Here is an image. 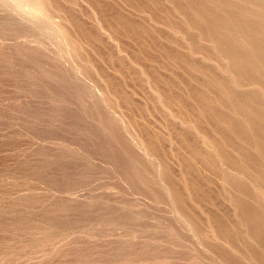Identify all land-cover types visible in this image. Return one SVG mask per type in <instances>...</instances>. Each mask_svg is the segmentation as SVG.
<instances>
[{"label":"rangeland","instance_id":"374dc122","mask_svg":"<svg viewBox=\"0 0 264 264\" xmlns=\"http://www.w3.org/2000/svg\"><path fill=\"white\" fill-rule=\"evenodd\" d=\"M44 1H46L45 3H47L48 8L50 6L55 8V6L57 4H58L57 6L61 5L60 8H62V7L64 9L67 7H68V9L70 8L69 13L72 12L71 14L66 13L65 11H63V13H62L60 10L57 9V6H56V9H54L52 7H50L49 9H52L51 11L54 14H56V12L62 13V15H61V13H59V15L57 14L58 15L57 17L61 18L59 16H62V20H59V21H61L64 24V25L63 24L62 25H63V27L65 26L66 33L69 34V37L71 36L72 38L71 37L70 38L72 40H74V42L76 43L77 49H78V51L76 49V52L78 53L79 58L82 57L84 60L85 59L84 57H86V59H87L86 61H88V65H86V67H85L86 68L85 73H86L87 78L89 79V77L91 76L90 80L93 81V83L96 82L94 85L97 86V89L99 88L102 91L104 90L103 92L105 94L107 93L106 94L107 97L110 98V100L108 99L109 100L108 102H110L109 104L110 105L112 104L111 106L114 108L115 111L117 109V111H116V112H118L117 114L120 116V118L121 117L123 118V119L122 118L121 119L123 120V122L127 126H129V130L132 132V134L135 135L138 139L140 138L142 140V142L145 143L144 146L147 145V147L150 149V151L152 153L154 151L156 154L155 156L159 155L157 159L155 156H154V158L157 161L159 160L158 163L161 161V163L164 164V168H163V164H161L162 169H163L162 173H164V171H165L164 169H166V171H167V172L165 171L164 177L166 178V175L167 176L169 175V177H168L169 180L167 182H169V183L171 182L170 184H172L176 188L174 190L177 191L179 189V192H181L184 195L185 200L184 199L183 200L185 201V204L188 207H190L189 209L190 210L192 209L190 212H192L193 214L192 213L191 214L192 215L196 214L193 217L195 219H197L198 221L201 220L202 224L204 223L205 226H208L210 216H212V215H214L216 217L219 216L220 217L219 219H221V221L223 220L228 224V225H226L227 227L228 226H231V227L237 226L236 228H238V226H239L240 229L243 228V230H244L245 227H243V225H244L243 223H241L239 220H238L239 225L238 224L236 225V223H235L238 219L237 216L235 215L236 211L232 208V204L227 199H224L225 197H223V196H224V193H226V192L222 189L223 187L220 186V183L217 185V183L220 181H218L219 178H216V175L212 174L213 173L212 172L213 167L211 168V167L206 166V165L204 166V164L202 165L203 162L201 161L202 160L201 157L198 155L199 157L195 158L196 155L195 156L193 155L194 153L191 150H189L190 148L189 149L187 148L188 150L186 148H185L186 150L182 149L183 147L180 148V145H181L180 139L181 138H178L179 136L177 134H175L173 132V130H171V128L173 126L172 125L173 122H174V124L176 122H178L180 124V116H178V117L170 116L168 113H166V111H163L164 105H165L164 102H162V101L160 102V97L162 95H163L162 96L163 99H165V96H164V93L162 90H166L168 86H166V84H164V86L161 85L165 89H161V86H159V87L156 86L157 87L156 89L159 88L158 91L160 90L158 92L156 89H153L154 87H153V85H150L151 84L150 82H149L150 84L147 83L149 81L148 77H150V76L149 75L147 76L146 71L144 69H145V66H147V65L148 66L154 65V62H155V61L153 62L154 58L152 59V63L150 62L151 58H152L151 54H156L157 56L153 55L154 57H157V59L155 58L154 60H160L161 62H164L163 63L164 66L165 65L167 66V67H165V69H166L165 70L164 67L163 68L161 67L163 65H160V64H162L160 61L157 62L158 64L155 62L156 66H157L156 70H157V68L161 69V71L163 72L162 74L169 77L170 79H174L175 81L172 80L173 82H177V84H175V85H177V88L179 87V89L176 90V88H173V90H175L176 92L180 90V92H178V93H182L180 96L184 97L181 99L185 100L184 101L185 105L191 111L194 109L192 112L190 111L189 113L191 115H193V113H196L198 108L200 109L199 104H197V101L194 98H192L191 94H189L190 93L189 90L192 88L191 86L197 87V85L199 83L203 84V82H201L202 81L201 79H203L201 77V74L197 72L195 75V72L189 73V71L186 70L187 68L186 69H183L184 67L179 68L177 63H175V64L171 63L170 58H169L170 62H167L169 60H168V57L164 54V52L163 53L160 52L161 55L163 56L162 57L160 55V53L158 52L159 49L157 50V48H155L153 43H151V41H150V38H151L150 36H153L154 34L159 32V33H157V35H155V36H157V38L154 36L155 37L154 39H157L160 42L163 38L162 44L167 43V40L164 38V36L159 37V35H162L164 33L163 31H165L166 33L168 31L167 35H169V33L172 32L171 34L174 35V36L171 35L172 37H176V38L179 37V35H180L179 33L177 34V32L174 33L175 32L174 30L171 29L172 31H170L169 28L167 29V27H169V25H168V23H166L165 19L168 20V22H169V20L172 21L174 19V21L180 23L181 26L183 24H184L183 26H186V19H184V17L181 16V14H179L174 9L175 7L173 6V4L170 3L169 0L168 1L167 0H157L158 1L157 3H159V4L156 3L155 5L160 6V11H161V9L166 8L165 10L164 9L163 10L165 12H166V10H167V12H169V13L166 12L167 14L165 12H163V14L164 13L166 14V15L165 14L163 15L161 13L163 10L160 12L159 10H157V9H159L158 8L159 6L158 7L155 6L157 9L156 8H154V9H155V11L157 10V14L159 12V14H162L164 17V20H162V22H161L160 20L163 19V17L160 19L159 16L161 17L162 15H159L157 17L156 12L154 13V10H153L154 14H152V12L150 13V11L153 9L151 7L152 5L150 6V9H149L148 8L149 2H148V4H147V1L142 2L144 0H141V1L136 0L137 2L135 0L134 1L131 0L132 3L136 2L135 3L136 5L140 4V6H141L143 4V7H144L145 3L148 5V7H146V5H145L146 9H144V10H146V11H144L141 8L142 10L141 9L140 10L142 12L140 11V13L138 12L139 9L137 11H135V9L129 7V3L127 4V2L128 1L130 2V0H127V1L124 0V2H123V0L122 1L121 0H91L92 2L90 0H44ZM180 1L186 3V1H184V0H179V2ZM52 2H56V4L53 5ZM93 2H96V4H94ZM112 2H113V4H112ZM99 3H100V5H97ZM105 4H109L111 6V8L109 7V5H105ZM119 4H120L119 7L122 9H118ZM161 4H162V6H161ZM112 5H115L117 7V9L115 8V6H113V9H115V10H113ZM125 5H126V7L128 5V7L126 8ZM100 6H102V8ZM104 6H108L109 10L107 9V7H104ZM121 6H124V7H121ZM153 7H154V5H153ZM79 8H80V11H79ZM111 9L113 10V12H111L112 11ZM1 10H0V17H1L0 20H3L4 17H5L4 18L5 20L7 19L9 21L18 20V19H16L17 18L16 14L9 12V11H8L9 13H7L5 9H3L2 11ZM56 10H58V11H56ZM119 10L122 12L121 14H120ZM116 11H118V12L115 13V15L119 13L121 16L124 15V17H125V15L127 14L125 18H127L129 20L131 19L133 22L135 20L136 23L138 21H140V25L144 24L146 22L145 25H147L149 27L150 33L153 32V34L150 35L148 27L141 25L144 27L145 30H148L147 32L149 34V35H147V34L145 35V37L146 36L149 37L148 39L146 37L147 41L144 40V42L145 41L146 42L145 43L142 42L144 44L145 48H146V46L148 47V48H146V50L140 48L141 44L137 43V41L138 42L143 41L141 39H145V37L141 36V37H139V39L135 38L136 36L138 37V35L135 36L134 34H132L130 32V30L126 29V27L124 28V26H122L121 23H117L115 16L114 17L111 16ZM132 11H135L134 12L135 14ZM172 11L175 13L174 15L171 14ZM144 12H146L148 14V17H147V15L143 14ZM10 13H12V14H10ZM65 13H66V15H65ZM136 13H137V15H136ZM141 13L144 16L139 15ZM149 13L152 14L153 17H151V15ZM2 14H3V16L4 15H6V16L2 17ZM169 14H171L172 16ZM168 15H169V17H168ZM74 16H75L76 20H74L75 19ZM127 16H129V17H127ZM154 16H156L155 17L156 21L159 19V21L162 24L165 21L164 24L161 25V23L159 22L158 23L159 25H158L157 23H155L156 21L151 23L150 21L155 20ZM165 16H167V18H165ZM170 16L173 19H171ZM13 17H16V18H13ZM64 17L68 18V19H65ZM146 17H147V19L149 18L150 21H148L146 19ZM179 17H180V19H179ZM80 19H81V21H80ZM102 19H103V22H102ZM142 19L143 20L145 19L148 22L144 20L145 22L143 23ZM67 20H69V21H67ZM71 20L72 21L74 20L73 22H75V23H73ZM93 20H94V22H93ZM112 20H113V22H112ZM136 20H138V21H136ZM181 20H183V21L185 20L184 21L185 23ZM79 22L82 25L81 28H79V24H78ZM103 23H105V24H103ZM153 23H155V24H153ZM119 24H121V25H119ZM138 24H139V22H138ZM149 24L152 25L151 26L152 28L150 27ZM165 24H166V26H165ZM28 26H29V24H26V23H24V25H23V27H26V28ZM85 26L87 27V29L85 28ZM154 26H155V28L156 27L161 28V30L160 29L158 30L156 28V30H158V31L154 32L155 31ZM109 29H111V30L109 31ZM118 29H119V32L117 31ZM151 29L154 31H152ZM89 30H90L91 34H94V35H90ZM120 31H121L122 35H121ZM161 32H163V33H161ZM114 33H116V34L114 35ZM166 33H164V35ZM86 34H88V35H86ZM127 34L128 35L132 34V35L128 36ZM89 36H92V37L96 36V37L91 39ZM34 37L32 35H29L26 31H24V36L22 34V36H20L16 40H13V39L11 40L8 38H1L0 39V264H10V263L11 264L12 263L13 264H33V263L34 264H38V263H40V264H44V263L45 264H103L106 262H107L106 264H186V263L187 264H209V263L212 264L214 262L213 257H211L213 260L210 257H208V255L211 256L212 254H210V253L206 254L205 253V255H207V258L210 259L209 261L205 260L207 258L203 259L204 257H206V256H204V253H203L204 252L203 249L205 250V248H203L202 245H199V244H197V246H195L194 245L195 243H193V241H191L192 238L190 237L188 232H187V234H185V231L184 232L180 231L181 235L185 234L181 238L182 240L185 239V240H183V241H185L184 244H182L183 243L182 240H181L182 242L179 241V243H181V244H179L178 242L172 241L173 239L172 240L169 239L168 236H170V234L169 233H168V235L164 234V233H167V231H164V230H166L164 228H166V226H167L165 224L168 223V221L170 220V219H166L164 216V213H163L167 210V208L165 206H162V205H159V206L155 205L157 207L156 208L152 204V201L150 200V198H148V196H146V195L144 196L142 194V192L140 193V191H137V189L135 187H133L131 183H128V181L127 182L124 181V176L122 175V174H124L123 169L120 166L110 164L113 161H114L113 163H115L116 159H114V158L112 159V157H115V156H113L109 152H111V150L127 151L126 148L124 146L122 148V146L120 145V142L117 140L115 141V139L112 138L111 135L108 134V132L103 131L104 132L103 133L102 130L97 129V126H98V122H96L97 119H94V120L90 119V121H89L88 120L89 118H88V119H86L87 120L86 121L83 119V117H80L79 115H81L80 114L81 109L79 106H77L73 102L72 99H70L68 97H64L61 94H57V93L53 92L52 90H50L49 88H47L44 85V83H45L44 81L48 80V76L44 72L40 73L41 75H38V77H37L35 71H33V70L40 69L39 66L42 64L43 65L45 64L44 62H46V59H47L46 56L50 52L44 43L45 40L43 41V37H41V38L39 36H37V37L34 36ZM86 37H87V39H86ZM88 37H89V40L91 42L93 41V43H89L90 41H88ZM142 37H144V38H142ZM100 39H101V41H100ZM116 39H117V42H116ZM7 40H9V41H7ZM94 41H95V43H94ZM12 42H14V45L12 44ZM18 42H20V43L22 42V43L20 44ZM148 43H150V45ZM137 44H139V45H137ZM151 44H152V47H149V46H151ZM21 45H23V46H21ZM94 45H96L97 47ZM166 45H167V47H170V48H173L175 46L174 44H171V46H170L169 42ZM125 46L129 50L125 49ZM78 47H80V48H78ZM141 47H143V46H141ZM119 48L123 49V52H121V49L119 51ZM150 48H153V50L152 49L150 50ZM154 48L156 50H154ZM174 48H176V46ZM124 49H125V51H124ZM19 50H21L22 53H17V52H19ZM115 50H118V52ZM126 50H127V52H126ZM139 50H141V52ZM149 50L151 52H149ZM110 51L113 55L110 53ZM25 52L27 53V55L25 54ZM152 52H154V53H152ZM114 53H115V55H114ZM119 53H120V55H118ZM133 53H136V54L139 53L137 55L135 54L134 60H133V57H134ZM146 53H148L151 58L146 60V58H148ZM107 54H109V55H107ZM110 54L114 57L113 59H110V57H109V56H111ZM14 55H15V59L13 58ZM21 55H25V56L30 55L31 58H33V59H28L27 57L21 56ZM117 55L120 56L121 59H119V57H118V59L115 58ZM112 56H111V58H112ZM136 56H138V57H136ZM139 56H141V58H139ZM158 56H160V57H158ZM165 56H166L167 60H166ZM144 57H146V58H144ZM37 58H39V59H37ZM89 58H90V60H89ZM136 58H139V60ZM160 58H162V59H160ZM140 59H142V60H140ZM110 60H113V61H110ZM148 60H150V61H148ZM136 61H138L139 63H136ZM120 62L121 63L124 62L126 65L123 63L121 65ZM148 62L151 63V65ZM119 63L121 66L119 65ZM115 64H116V66H115ZM136 64H137L138 68L135 67ZM158 65H159V67H158ZM207 65H209V63ZM215 65H217V64H215ZM143 66H144V68H143ZM177 66L179 69H177ZM139 67H141V68H139ZM153 67H155V66H153ZM167 68H169V70L171 72L169 70H167ZM87 69L90 71V73ZM126 69L127 70L129 69L128 70L129 72ZM136 69H138V70L143 69L145 73H142L143 72L142 70H140L141 71V73H140V71H137ZM173 69H175V73H174ZM182 69L184 70V72ZM117 70H118V73L116 72ZM185 70L188 72H186ZM222 70L218 69V71H219L218 74L221 76L225 75L227 73V72L225 73L224 70L223 71ZM130 71L132 73L134 72V74L132 75V73ZM135 71H137V73ZM119 72H121V73H119ZM127 72L129 73V75ZM138 73L140 75V79H143V77H145L144 80L139 79V81H137V79L139 78ZM187 73H189L190 75ZM173 74H174V76H173ZM175 74H176V76H175ZM178 74H179V76L181 75L180 78L177 77ZM193 74H194V77H193ZM113 75H114V77H113ZM226 75L228 76V73ZM25 76L29 79H27ZM110 76L112 77L111 79H113L112 81L109 78ZM122 76H124V77L122 78ZM127 76H130V77L127 78ZM41 77H42V79L40 80ZM134 77H136L135 78L136 81L134 79H132ZM175 77H177V78H175ZM125 78H127L126 80H128V81H123ZM114 79H116V80H114ZM129 79H130V81L132 80L133 82H129ZM195 79L198 81H196ZM94 80H95V82H94ZM142 81H143V85H141V87H140L139 85ZM35 82L38 84H36ZM105 82H107V83H105ZM121 82H123V83H121ZM127 82L129 83V85L127 84ZM134 82H135V85H134ZM28 83H29V85H28ZM100 83H101V85H100ZM131 83L133 84V87L137 86V88L132 89V90L135 89L136 90V91L134 90L135 92L130 89V88H132ZM178 83H179V85L183 84V86H179ZM144 84L145 85L147 84L148 86L146 85L147 87L145 88ZM202 84H201V86H198L199 89H202V90L206 89L207 87L203 88L205 86ZM18 85H21L19 87L20 89L18 88ZM117 85H120V86L117 87ZM149 85L152 87V89H150ZM39 86H42V87H39ZM142 86H144L143 87L144 90H143ZM189 86L191 87L190 89H189ZM25 87L27 90H25ZM115 87H117V88H115ZM120 87L122 88V91L128 92L127 95H129V98L131 97L132 93L136 94V97L134 94H133L134 96L131 97V99L133 97H134V100L136 99L135 101L133 100L136 107H134V105H133L134 103L132 102L131 99H129L130 101H124L123 96H121L122 95L121 90H120V92H118L119 91L118 88H120ZM139 87H140V89H139L140 91L138 90ZM184 87H186V88H184ZM180 88H182V89H180ZM33 90L36 93H34ZM130 90L132 93L130 92V94H129ZM137 90L139 91V93L137 92ZM111 91H113V92H111ZM144 91H146L147 94L149 93V96H147V94H143V93H145ZM150 91H152L153 94L152 93L150 94ZM166 91H168V89ZM166 91H164V92H166ZM175 91L173 92V94L175 93V95L172 94L173 95L172 96L170 94L171 98L172 97L174 98V96H176ZM136 92L138 93V95ZM205 92H206L205 94H207L206 96L209 97V99L211 98L213 101L217 102L218 97L214 93L215 91L213 92L215 95L212 94L211 89H208ZM154 93H156V94H154ZM159 93H162V95H160ZM178 93H177V95H178ZM33 94H35V95H33ZM140 94L142 96H140ZM208 94L210 96H208ZM143 95L144 96L146 95L145 98H143L144 97ZM158 95H160V96H158ZM156 97L158 98L157 102H155V100H157ZM147 98H149V100ZM213 98L214 99L216 98V99L214 100ZM150 99H151V101H150ZM152 99H154V100H152ZM166 100H167V98H166ZM152 101H154L155 104L151 103ZM122 102L124 104H122ZM131 102H132V104H131ZM136 102H137V104H136ZM160 103H161V105L163 104V106H161ZM158 104L160 106H158ZM153 105H154V107H153ZM215 105L217 106L218 104L216 103ZM115 106H117V107H115ZM175 106L178 109L180 107L179 105H175ZM194 106H197V108L196 109L193 108ZM137 107L141 108L142 110L138 109ZM144 108H146V110ZM151 108H152V110H151ZM153 108H157V109H155V111L157 113H160L158 115L159 116L161 115V117L157 116V113L155 116V114H154L155 112H153ZM158 108L159 109L162 108L161 112L158 111ZM218 108H219V105H218ZM218 108H217L218 111H220L219 109L223 108V111L221 110L222 113L223 112L225 113L227 111V108L224 109V107H222V106H220L219 109ZM199 109H198V111H199ZM78 111L80 113H78ZM119 111L121 114L119 113ZM142 111L143 112L146 111V113H143ZM221 111H220V113H221ZM150 112H151V115H150ZM228 112H229V110H228ZM228 112H226V113H228ZM152 113L154 114L155 119L153 118ZM189 113L187 114V116L191 117V115H189ZM164 114H165V117L169 119L168 120L169 125L172 123L170 125L171 127H168L170 129H168L166 127L168 125L167 124L168 121L163 116ZM167 114L169 115L170 118L166 116ZM185 114L186 113H184V115ZM142 115H144V116H142ZM145 115L147 116L148 120L144 119ZM178 115H180V114H178ZM48 116H49V118H48ZM150 116H151V118H150ZM163 117L165 118V121H163V119H164ZM174 117L177 119H174ZM192 117H194V116H192ZM203 117H204V114H201V116L199 118H203ZM206 117H204L203 119L205 120ZM160 118L161 119L163 118V119L161 120ZM170 119L173 122H170ZM173 119L176 121H174ZM190 119L192 120L193 118H190ZM157 120L158 121L161 120L160 122L164 123V125L157 122ZM191 120H187L188 123H190L189 125H183V124H182V126L180 125L182 127V129L183 128L186 129V131L188 133L191 134L193 131L194 134H196L198 131L197 129H202V126H203V129H206L208 133L210 131L213 132L212 131L213 126L210 125L211 123L208 119H206L208 121H206V120L204 121L202 119H199L200 121L201 120L202 121L201 122L197 121V122H199V123L196 122L197 124H195L194 120H193V122ZM165 122H166V124H165ZM191 122H192V124H191ZM142 123L146 124L145 127L147 125H149L148 127L150 129L149 128H147V129H149L150 133L152 134V136H154V138H157V140L154 141V143H157L156 144L157 149L155 148V150H153V151L151 150L152 148H150L152 146V144L149 145V144H147L148 142H146L147 137L144 136L145 135L144 130L146 128H143L144 124H142ZM160 124H161V126H160ZM177 124H175L174 126L179 127V124L178 125ZM194 124L197 125L198 127H195ZM157 125H159L160 127H162V126L163 127L160 128ZM193 125H194V127H193ZM141 126H142V128H141ZM185 126H187V127L189 126L188 127L189 130H187L188 128ZM191 126H192V128H191ZM84 127H87V128L84 129ZM164 127H166L167 129H165ZM94 128H96L98 131ZM98 128H99V126H98ZM89 129H90V131H88ZM136 129H138V130H136ZM147 129L145 131H148ZM176 129L177 128L174 129L175 132H176ZM179 129H181V128H179ZM92 130H93V132H92ZM142 130H143V132H142ZM206 130H204V131H206ZM99 131H101V132H99ZM170 131L173 133V135ZM97 132H99V133H97ZM105 132L107 135L105 134ZM214 132H213L214 134L211 133V134H213L212 135L213 138H216L217 140L220 139V141H221V138H222L221 134L219 132H216L215 130H214ZM91 133H93V134H91ZM169 133H171V134L169 135ZM174 134L177 135L178 137L175 136ZM217 134H219V136H217ZM98 135L100 136V138ZM215 135H216V137H215ZM105 136H107L109 139L106 137L107 139L105 140V138H104ZM99 139H102V141L105 144L103 142L101 143V141ZM177 139H179V141ZM172 140L174 142H172ZM105 141H109V142H105ZM99 144H102V145H99ZM109 144H110V146H109ZM174 145H175V147H174ZM200 146H201V147H199L200 150L205 148V146L202 144H200ZM101 149L102 150L108 149L107 151H108L109 155H102ZM158 149H159V151H158ZM140 150L142 151V149H140ZM203 150H205V149H203ZM94 151H96V152H94ZM133 151L137 152V148H133ZM141 151L138 150V153ZM189 151H191V153ZM188 152H189V154H188ZM61 154H64V155L61 156ZM94 154H96V156ZM190 154H192V155H190ZM187 155L189 156V159L191 158L190 156H193V158L190 159L192 161L194 159L195 160L200 159L199 162L196 161L197 163L194 162L195 160L193 161V163H191V164H196L195 166H197V167H195L196 169L194 168L191 170L193 172H188V170H186L187 168H186L185 164L182 161L183 158H185V160H186V158H188V157H186ZM161 156H164V157L162 158ZM110 157H111V159H110ZM106 158H107V160H106ZM102 159H105L106 162H105V160H102ZM175 160H177V161L175 162ZM107 161H109L110 163L109 162L107 163ZM200 162H201V164H199V165H201V167H199V165H198V163H200ZM37 165L39 166V168ZM40 165H43V166H40ZM30 167H32V168H30ZM193 167H194V165H193ZM205 168L207 170L210 169L211 172H207V170ZM29 169H31V170H29ZM204 169L206 172L204 171ZM5 171H7V172H5ZM40 171H41V173H40ZM168 171H170V172H168ZM184 171H185V173H184ZM70 172H71V174H70ZM35 173H36V175H35ZM208 173L215 176V179H213L214 178L213 176H210V174L208 175V176H210V178H212V180L210 179V181L214 182V183H211L210 181H208L210 183L207 182V180H209L208 179L209 177L207 176ZM29 174L31 176H29ZM58 174H59V176H58ZM32 175H33V177H32ZM41 175H43V177ZM44 176H46L45 179H44ZM69 176H70V179L68 178ZM206 176H207V178H206ZM51 177H53V178H51ZM79 177H80V179H79ZM48 178H50V179H48ZM43 179L45 182L43 181ZM54 179H56V181L57 180L58 181L56 182ZM77 179L79 180V183H81L80 185L77 182L78 181ZM87 179L89 181H87ZM204 179H205V181H204ZM179 180L182 182H180ZM214 180L218 181V182H215ZM81 181H83V182H81ZM84 181H85V183H84ZM192 182H194L193 184H197V185L199 183H200V185L204 184L203 190H204V186L207 187V189H209V188H210V190L212 189V192L210 190H208V191H210L211 194L208 191H206L207 189H205L204 191L208 192V194L206 193L207 195L213 194L212 195L213 197L210 196L209 198L213 199L214 204L206 203V204H208V205H206V207H207L206 208V207H203L204 205L202 206V204H205V202H203L201 204V206H202L201 208H203V209L199 208L200 205L194 206L193 201H195V200L199 201V199H201L200 198L201 195L197 196L196 195L197 192L195 193L194 190L193 191L191 190V188H193L192 186H190L192 184ZM69 183H70V185H69ZM214 184H215V186H214ZM129 185L132 187L129 188ZM210 185H212V186H210ZM71 186H73V187H71ZM218 186H220V188ZM69 187H71V188H69ZM133 188H135V189H133ZM21 189H22V191H21ZM129 189H131L133 191H131ZM181 189H183V190H181ZM218 189H219V191L217 192ZM135 190L137 193L135 192ZM221 190H222V194L220 197L219 195H220ZM226 190H228V189H226ZM191 192H194L195 194L191 193ZM139 193L141 196L139 195ZM177 193H178V191H177ZM181 193H180V195H182ZM39 195L41 196L40 198H39ZM183 195L181 197H183ZM196 196H197V198H196ZM59 197H63V198H59ZM65 197L69 198V199H66ZM214 197H216V198H214ZM19 198H20V200H18ZM194 198H195V200H194ZM186 199H187V201H186ZM214 199H217L218 203ZM72 200H74V201H72ZM100 200L103 204L110 205V206L113 205L114 214L124 213V210L128 209L129 205L132 206L134 209L136 208L135 210H137V211L139 210V208H141L140 210H142V208H146V207H147V209L151 208V210H153L155 213L152 211L154 214L152 213L150 215V217H147L148 219L144 218V217H139V218L137 217V218L132 219L133 220L132 223L117 224L115 221H113V222L111 220L106 221L105 220L106 218L94 216L95 214L93 213L92 207H95V205H97V204L99 205ZM18 201H19V204H17ZM26 201H27V203H26ZM211 201L212 200H210V203H211ZM42 203L44 206L42 205ZM61 204L62 205L63 204H69V205H71V207L65 208V209L63 207H61L60 208L61 211H60L59 207L61 206ZM76 204H78V205H76ZM25 205H27V206H25ZM87 207H88V209H87ZM15 208H17V209H15ZM68 209L69 210L72 209V210L69 211ZM83 209L85 211H83ZM164 209H166V210H164ZM13 211H14V213H13ZM210 212H211V215L209 214ZM234 212H235V214H233ZM57 213L59 215H57ZM159 213H161V214L163 213V216H160L161 214H159ZM206 213H207V215H206ZM214 213H216V215ZM217 213L223 214L224 219L222 218V216H220V214L217 215ZM67 214H68V216H67ZM74 214H76L75 217H74ZM156 215H159V217L157 218ZM48 216H50V217L48 218ZM44 217H46V218H44ZM162 217H164V218H162ZM68 218L69 219L72 218V219L69 220ZM159 218H160V220H159ZM155 219H156V222L161 221V223H162L164 221L162 224L165 227L163 228L162 225H159L160 227L159 226L158 227L160 229L157 228L155 225V224H157V223H155ZM210 219H211V217H210ZM235 219H236V221L234 222L233 220H235ZM226 220H228L229 222L232 220L231 222H234V223H230L231 225H229L228 221H226ZM225 222H223V223H225ZM232 224H234V225H232ZM161 228L163 231L161 230ZM160 230L162 231V233L159 232ZM161 234H162V236H161ZM185 236H186V238H184ZM187 236H188V238H187ZM186 243H187V245H186ZM189 243H191V246ZM196 248H197V250H196ZM42 249H44V250H42ZM47 249H48V251H47ZM181 250H183V251H181ZM22 251H23V253H21ZM206 252H207V250H206ZM200 254L201 255L203 254L202 255L203 258H201L202 256ZM40 257H41V259H40ZM37 258H38V260H37ZM198 258H200V259H198ZM8 261H10V262H8Z\"/></svg>","mask_w":264,"mask_h":264},{"label":"bare ground","instance_id":"6f19581e","mask_svg":"<svg viewBox=\"0 0 264 264\" xmlns=\"http://www.w3.org/2000/svg\"><path fill=\"white\" fill-rule=\"evenodd\" d=\"M91 1V0H90ZM122 1V0H121ZM127 1V0H126ZM125 1V2H126ZM134 1V0H132ZM136 1V0H135ZM141 1V0H140ZM147 4L149 2V7L148 5L145 3L146 7H148L150 9V6L153 8H151L152 10L150 11V13L152 12V14H154L156 12V16L158 17L159 15H162L163 12H165L164 10L166 9H161L160 11V6H156L155 4L158 2L157 0H144L142 2H146ZM168 1V0H167ZM185 2H179V0H169L170 3L173 4V7L179 14H181V16L184 17V19H186V26H181L180 23L175 22L173 18H171V14H175L173 11V13L171 12L170 18L173 19L172 21L166 20V23H168L169 27H167V29L169 28L170 31L174 30L177 34L179 33V37H172L171 33H169V35H167V33L165 31H163L164 33H166L164 35L163 33L162 35H159V37L164 36V38L167 40V43L162 44L163 42V38L162 40L159 42L157 39H154L155 37L157 38V32L156 34H154L153 36H150V41L151 43H153V45L155 46V48H157L158 52L163 53L168 57V60L170 58L171 63H177V65L179 66V68L184 67L183 69H186L189 71V73L191 72H195L196 73H200L201 77L203 79H201L200 81L203 82L199 83L197 85V87H193V86H189V91L192 96V98H194L197 101V104H199V111L197 109L196 113H193V115H191L189 112L191 111L186 105H185V100L181 99L184 98L183 96L181 97L180 95L182 93H178L179 91H175L173 90V88L179 89V87L177 88V82H173L175 81L174 79H170L169 77L165 76L164 74H162L163 72L161 71V69L156 70V63L160 60H154L155 58L157 59V57H154L153 55L156 54H151V57L149 56L148 53H146L147 57H144L147 59L151 58V63H152V59L154 62L155 67H153L151 65V63H149L151 66H145V71L147 76L149 75L150 77H148V82L150 85H153V89H156L157 87L166 84L168 91L166 90H162L165 96V99H163V95L162 93H159L160 95H162L160 97V102H164V110L166 111V113H168L170 116H180V124L178 122H176L175 124H179V127L174 126V122L170 119V122H173V126L176 129V132L174 131V127L172 126L171 130H173V132L177 135L178 138L180 139L181 145L180 148L183 147L182 149H189L191 150L195 156V158H198L199 156L201 157V161L203 162L202 165L204 164V166H209V167H213L212 168V174L216 175V178H219L217 185L220 183V186L223 187L222 189L226 192L224 193L225 197L224 199H227L231 204H232V208L236 211L233 214H235L237 216V221L236 219L233 220L236 225L238 224V222L240 221L241 223H243V227H245V229L243 230L240 229V227L238 226V228H236L237 226L231 227V226H226L228 225L225 221H221V219H219V216H210L211 212L209 213L210 217H209V225L205 226V224H202V221H198L197 219H195L192 215L193 213L190 212L191 210L189 209L190 207H188L185 204V199H184V195L179 192V189L177 191H175L174 189L175 186H173L172 184H170L169 182H167L169 179V175H166V178L164 177V173L166 171V169H164V173H162V166L161 161L158 163V161L156 160L158 158V156H155V152L153 150H155L156 144L154 143L155 140H157V138H154V136H152V134L149 131V125H147L143 128H149L147 129L148 131H145L144 129V133L147 137L146 142H148L147 144H152V146L150 148H152L151 150L153 151V153L150 151V149L147 147V145L144 146V142H142V140L139 138H137L135 135L132 134V132L129 130V126H127L124 122H123V118L121 119L120 116L117 114L118 112L117 109L116 111L114 110V108L109 104L110 102H108L110 100V98L107 97V93L105 94L102 90H100L99 88L97 89V86L94 85L96 82L94 80L95 83H93V81L87 78L86 76V71H85V67L86 65H88V61H86V57H84L85 61L83 60V58H79L78 53L76 52L77 49V45L74 42V40H72L69 37V34L66 33V28L65 26L63 27V23L59 20H62V16H59L61 18H58L57 16L59 15V13H63V11H65L66 13L70 12V8H60V6H57V9L60 10L61 12L54 14L51 10L49 9L47 6V3H45L46 1L44 0H0V10L5 9L7 13L12 12L14 14L17 15L16 18L18 20L16 21H9V20H5L4 15L2 14L3 20H0V39L1 38H8V39H13L16 40L18 39L20 36H24V31H26L29 35L34 36H39L40 38L43 37V41L45 43V45L47 46V48L49 49V54H47L46 56V62H44L45 64L40 65V69H35L33 71H35L37 77L38 75H41L40 73L44 72L47 76H48V80L44 81V85L49 88L50 90H52L53 92L57 93V94H61L64 97H68L70 99L73 100V102L80 107L81 109V113L78 111V113H80L81 115H79L80 117H83L84 120L88 119L90 121V119H97L96 122H98V126L97 129H100L103 131L108 132V134L111 135L112 138L115 139V141H119L120 145L126 148L127 151H117V150H111V153L113 156L112 159H116L115 163L113 162H109L107 161V163L109 162L111 165H116V166H120L123 169V173L122 174L124 176V181H128V183H131L133 187H135L137 189V191H140V193L142 192V194L145 196H148V198H150V200L152 201V204L155 205H162L165 206L167 208L164 209L166 210L164 213V216L166 219H170L168 221V223H164L166 226V228H164L165 226L161 223V221L156 222V219L159 217V215H156L157 218L155 219V224L157 228H159V225H162L164 229V231H167V233H164L166 235H168V233L170 234L169 239H173L172 241L175 242H182L185 239H181L182 236H184L185 234H187V232L189 233L190 237L192 238L191 241H193V243H195L194 245L197 246V244L202 245L203 248H205V250L203 249V253H204V257L203 258V254L201 255L203 259L207 258V255H205V253L207 254H212L211 256L208 255V257H213V263L214 264H264V0H184ZM51 2V1H50ZM69 2V1H68ZM92 2V1H91ZM97 2V1H96ZM96 2H93L94 4H96ZM108 2V1H107ZM124 2V0H123ZM137 2V1H136ZM135 2V3H136ZM139 2V1H138ZM160 2V1H159ZM163 2V1H162ZM165 2V1H164ZM53 5L56 4V2H52ZM59 3V2H58ZM75 3V2H74ZM104 3V2H103ZM111 3V2H110ZM129 3V7L135 9V11H137L140 13V11L145 8V5L143 7V4L140 6V2L138 3L139 5H136L135 3H132L131 0L130 2L128 1L127 4ZM51 4V3H50ZM71 4V3H70ZM92 4V3H91ZM113 4V2H112ZM159 4V3H157ZM97 5H100L97 4ZM96 5V6H97ZM105 5H109V4H105ZM116 5V4H115ZM112 5V9L113 6ZM154 5V7H153ZM56 6L54 9H56ZM120 4L118 5V9H122L119 7ZM158 7L159 9H157L156 7ZM162 6V4H161ZM172 6V5H171ZM59 7V8H58ZM65 7V6H64ZM102 8V6H100ZM107 7V9L109 10V7L111 8V6H104ZM124 7V6H121ZM126 7V5H125ZM128 7V5H127ZM126 7V8H127ZM115 8L117 9V7L115 6ZM142 8V9H141ZM156 8L157 10H159L162 14H157V10L155 11ZM96 9V8H95ZM99 9V8H98ZM106 9V10H107ZM111 9V10H112ZM141 9V10H140ZM170 9V8H169ZM1 10V11H2ZM56 10V11H58ZM83 10V9H82ZM87 10V9H86ZM85 10V11H86ZM90 10V9H89ZM115 10V9H113ZM113 10L111 12H113ZM127 10V9H126ZM132 10V9H131ZM154 10V13H153ZM172 10V9H171ZM170 10V11H171ZM9 11V12H8ZM54 11V10H53ZM72 11V10H71ZM78 11V10H77ZM80 11V8H79ZM84 11V10H83ZM82 11V12H83ZM120 11V10H119ZM125 11V10H124ZM129 11V10H128ZM127 11V12H128ZM135 11H132L133 13ZM146 11V10H144ZM148 11V10H147ZM169 11V10H168ZM97 12V11H96ZM102 12V11H101ZM118 11L114 12L113 15L111 16H115L116 18V22L117 23H121L122 26H124V28L126 27V29L130 30V32L132 34H134L135 36L138 35V37L136 36L135 38L141 37L148 34V30H145L143 26H147L145 25V21H150L148 17V14L146 12H144V15H147L146 19L147 20H143L142 22L144 24L140 25V21L136 20L139 22L136 23L135 20L134 22L130 19H127L123 16H121L120 14L122 13L120 11V14H116ZM131 12V11H130ZM137 12V13H138ZM142 12V11H141ZM149 12V11H148ZM167 12V10H166ZM165 12V13H166ZM10 13V14H12ZM61 13V15H62ZM65 13V15H66ZM72 13V12H71ZM69 13V14H71ZM77 13V12H76ZM75 13V14H76ZM100 13V12H99ZM103 13V12H102ZM136 13V15H137ZM149 13V14H150ZM164 13V14H165ZM169 13V12H167ZM166 13V14H167ZM58 14V15H57ZM68 14V15H69ZM78 14V13H77ZM94 14V13H93ZM92 14V15H93ZM105 14V13H104ZM131 14V13H130ZM135 14V13H134ZM151 15V17H153ZM163 14V15H164ZM165 14V15H166ZM56 15V16H55ZM108 15V14H107ZM139 15H142L139 14ZM142 15V16H144ZM163 15L159 18L161 19L163 17ZM168 15V17H169ZM12 16V15H11ZM64 16V15H63ZM71 16V15H70ZM78 16V15H77ZM88 16V15H87ZM100 16V15H99ZM154 16V18L156 17ZM57 17V18H56ZM66 17V16H65ZM64 17V18H65ZM82 17V16H81ZM80 17V18H81ZM93 17V16H92ZM98 17V16H97ZM129 17V16H127ZM131 17V16H130ZM141 17V16H140ZM7 18V17H6ZM71 18V17H70ZM75 18V16H74ZM73 18V19H74ZM85 18V17H84ZM112 18V17H111ZM133 18V17H132ZM142 18V17H141ZM165 18H167V16H165ZM1 19V17H0ZM68 19V18H65ZM158 19V18H157ZM176 19V18H175ZM180 19V17H179ZM64 20V19H63ZM76 20V18L74 19ZM73 20V21H74ZM84 20V19H83ZM86 20V19H85ZM163 19H161L160 21L162 22ZM65 21V20H64ZM69 21V20H67ZM72 21V20H71ZM72 21V22H73ZM79 21V20H78ZM77 21V22H78ZM81 21V19H80ZM147 21V22H148ZM156 21H150L151 23ZM158 21V22H157ZM155 23H159V19L157 20ZM164 21V22H165ZM179 21V20H178ZM183 21V20H181ZM185 21V20H184ZM183 21V22H184ZM66 22V21H65ZM94 22V20H93ZM103 22V19H102ZM113 22V20H112ZM160 22V23H161ZM163 22V24H164ZM182 22V23H183ZM24 23L29 24V26L23 27ZM75 23V22H73ZM101 23V22H100ZM153 23V24H155ZM185 23V22H184ZM23 24V25H22ZM63 24V25H62ZM79 28L82 27L81 23L79 22ZM83 24V23H82ZM85 24V23H84ZM105 24V23H103ZM115 24V23H114ZM119 24V25H121ZM161 23V25H163ZM77 25V24H76ZM89 25V24H88ZM95 25V24H94ZM150 27L152 26L151 24H149ZM159 25V24H158ZM99 26V25H98ZM113 26V25H112ZM111 26V27H112ZM166 26V24H165ZM78 27V26H77ZM76 27V28H77ZM95 27V26H94ZM148 27V26H147ZM159 27V26H158ZM85 28L87 29V27L85 26ZM146 28V27H145ZM152 28V27H151ZM155 28V26H154ZM153 28V29H154ZM157 28V27H156ZM161 30V28H157L158 30ZM164 28V27H163ZM125 29V30H126ZM149 29V27H148ZM166 29V30H167ZM172 29V30H171ZM85 30V29H84ZM99 30V29H98ZM111 29H109L110 31ZM116 30V29H115ZM68 31V30H67ZM82 31V30H81ZM119 32V29L117 30ZM122 31V30H121ZM120 31V33H121ZM151 31V32H152ZM76 32V31H75ZM84 32V31H83ZM86 32V31H85ZM90 32V30H89ZM96 32V31H95ZM129 32V31H128ZM129 32V33H130ZM147 32V33H146ZM87 33V32H86ZM110 33V32H109ZM119 33V34H120ZM149 33H150V29H149ZM90 35H94L91 34V32L89 33ZM116 33H114L115 35ZM124 34V33H123ZM131 34V35H132ZM153 34L150 33V35ZM72 35V34H71ZM74 35V34H73ZM81 35V34H80ZM88 35V34H86ZM102 35V34H101ZM108 35V34H107ZM122 35V33H121ZM128 35V34H127ZM130 35V34H129ZM128 35V36H129ZM130 35V36H131ZM140 35V36H139ZM82 36V35H81ZM155 36V37H154ZM174 36V35H173ZM91 39H93L94 37L89 36ZM88 37V41L89 40ZM126 37V36H125ZM134 37V36H133ZM142 37V38H144ZM147 37V36H146ZM141 39L143 41H140L137 43L141 44L142 49L148 48L146 46H144V44L142 42H144V40L147 41V39L149 37H147V39ZM158 37V38H159ZM35 38V37H34ZM179 38V39H178ZM39 39V38H38ZM87 39V37H86ZM107 39V38H106ZM112 39V38H111ZM119 39V38H118ZM131 39V38H130ZM137 39V40H138ZM164 39V40H165ZM6 40V39H5ZM41 40V39H40ZM96 40V39H95ZM103 40V39H102ZM114 40V39H113ZM9 41V40H7ZM101 41V39H100ZM131 41V40H130ZM135 41V40H134ZM145 41V42H146ZM149 41V42H150ZM16 42V41H15ZM83 42V41H82ZM87 42V41H86ZM103 42V41H102ZM106 42V41H105ZM104 42V43H105ZM109 42V41H108ZM107 42V43H108ZM117 42V39H116ZM115 42V43H116ZM144 42V43H145ZM165 42V41H164ZM171 46V44H174L176 46V48H170L167 47L166 44H168ZM20 43V42H18ZM22 43V42H21ZM20 43V44H21ZM43 43V42H42ZM89 43H93V41L89 42ZM95 43V41H94ZM97 43V42H96ZM132 43V42H131ZM12 44L14 45V42H12ZM86 44V43H85ZM98 44V43H97ZM101 44V43H100ZM99 44V45H100ZM118 44V43H117ZM137 44V45H139ZM150 45V43H148ZM24 45V44H23ZM21 45V46H23ZM79 45V44H78ZM82 45V44H81ZM91 45V44H90ZM92 46V45H91ZM96 46V45H94ZM115 46V45H114ZM113 46V47H114ZM124 46V45H123ZM122 46V47H123ZM153 46V47H154ZM26 47V46H25ZM24 47V48H25ZM97 47V46H96ZM106 47V46H105ZM121 47V46H120ZM134 47V46H133ZM152 47V44L151 46ZM80 48V47H78ZM91 48V47H90ZM117 48V47H116ZM154 48V50H156ZM18 49V48H17ZM93 49V48H92ZM97 49V48H96ZM121 48H119L120 51ZM125 49L126 46H125ZM124 49V51H125ZM141 49V50H142ZM153 50V48H150V50ZM129 50V49H127ZM126 50V52H127ZM141 50H139L141 52ZM149 50V52H151ZM78 51V49H77ZM118 52V50H115ZM138 51V50H137ZM144 51V50H143ZM15 52V51H14ZM114 52V51H113ZM121 52H123V49H121ZM120 52V53H121ZM133 52V51H132ZM17 53H22L21 50H19V52ZM16 53V54H17ZM99 53V52H98ZM106 53V52H105ZM111 53V51H110ZM120 53L118 55H120ZM154 53V52H152ZM160 53V55H161ZM15 54V53H14ZM25 54L27 55V53L25 52ZM33 54V53H32ZM112 54V53H111ZM110 54V55H111ZM117 54V53H116ZM127 54V53H126ZM135 54L133 53L134 57L133 60L135 58ZM139 54V53H137ZM136 54V55H137ZM31 55V54H30ZM25 56V55H21V56H25L28 59H33L31 58V56ZM109 55V54H107ZM106 55V56H107ZM113 55V54H112ZM111 55V56H112ZM115 55V53H114ZM116 56L115 58L121 59L120 56ZM110 57V59H113L114 57L112 56V58ZM157 56V55H156ZM162 56V55H161ZM165 56V58H166ZM36 57V56H35ZM39 57V56H38ZM138 57V56H136ZM160 57V56H158ZM163 57V56H162ZM13 58L15 59V55L13 56ZM88 58V57H87ZM139 58H141V56H139ZM139 58H136L139 60ZM13 59V60H14ZM39 59V58H37ZM41 59V58H40ZM162 59V58H160ZM164 59V58H163ZM90 60V58H89ZM142 60V59H140ZM145 60V59H144ZM167 60V58H166ZM167 61V62H170ZM16 61V60H15ZM41 61V60H40ZM45 61V60H44ZM113 61V60H110ZM119 61V60H118ZM173 61V62H172ZM208 61V62H207ZM141 62V61H140ZM161 62V61H160ZM18 63V62H17ZM109 63V62H108ZM114 63V62H113ZM121 63V62H120ZM119 63V65H120ZM123 64H125L124 62H122ZM121 63V65H122ZM136 63H139L138 61H136ZM163 65L164 62H161ZM166 63V62H165ZM209 63V65H207ZM26 64V63H25ZM39 64V63H38ZM93 64V63H92ZM141 64V63H140ZM158 64V63H157ZM214 66H213V65ZM217 64V65H215ZM27 65V64H26ZM108 65V64H107ZM111 65V64H110ZM120 65V66H121ZM126 65V64H125ZM128 65V64H127ZM212 65V66H211ZM32 66V65H31ZM92 66V65H91ZM112 66V65H111ZM114 66V65H113ZM116 66V64H115ZM124 66V65H123ZM143 66V68H144ZM177 66V69H179ZM137 67V64L136 66ZM159 67V65H158ZM162 68L167 67L166 65L161 66ZM160 67V68H161ZM173 67V66H172ZM28 68V67H27ZM115 68V67H114ZM123 68V67H122ZM138 68V67H137ZM141 68V67H139ZM176 68V67H175ZM23 69V68H22ZM29 69V68H28ZM116 69V68H115ZM176 69V70H177ZM182 69V70H183ZM218 69H223L224 72L228 73V76L225 75H219V71ZM88 70V69H87ZM101 70V69H100ZM114 70V69H113ZM127 70V69H126ZM129 70V69H128ZM127 70V71H128ZM133 70V69H132ZM131 70V71H132ZM137 71L142 70V73H145L143 69H136ZM163 70V69H162ZM166 70V69H165ZM167 70H169V68H167ZM174 73H175V69ZM172 70V71H173ZM185 70V71H186ZM222 70V71H223ZM12 71V70H11ZM89 71V70H88ZM130 71V72H131ZM137 71H135L137 73ZM170 71V70H169ZM186 71V72H188ZM105 72V71H104ZM118 73V70L116 71ZM129 72V71H128ZM127 72V73H128ZM166 72V71H165ZM164 72V73H165ZM171 72V71H170ZM184 72V70H183ZM90 73V71H89ZM101 73V72H100ZM109 73V72H108ZM113 73V72H112ZM121 73V72H119ZM126 73V72H125ZM132 73V72H131ZM135 73V74H136ZM141 73V71H140ZM178 73V72H177ZM187 73V74H189ZM221 73V72H220ZM27 74V73H26ZM134 74V72L132 73V75ZM169 74V73H168ZM185 74V73H184ZM224 74V73H223ZM29 75V74H28ZM102 75V74H101ZM129 75V73H128ZM139 75V73H138ZM144 75V74H143ZM190 75V74H189ZM95 76V75H94ZM97 76V75H96ZM105 76V75H104ZM119 76V75H118ZM135 76V75H134ZM174 76V74H173ZM176 76V74H175ZM188 76V75H187ZM26 77V76H25ZM114 77V75H113ZM124 76H122L123 78ZM130 76H127V78ZM132 77V76H131ZM178 78L181 77V75L177 76ZM175 77V78H177ZM184 77V76H183ZM192 77V76H191ZM194 77V74H193ZM16 78V77H15ZM27 78V77H26ZM110 80L112 81L113 79H111L112 77H109ZM127 78H125L123 81H128L126 80ZM136 77L132 78L135 80ZM142 78V77H141ZM145 77H143V79H140V75L139 78L137 79V81L140 80H144ZM147 78V77H146ZM25 79V78H24ZM29 79V78H27ZM42 79V77L40 78V80ZM97 79V78H96ZM107 79V78H106ZM185 79V78H184ZM188 79V78H187ZM194 79V78H193ZM26 80V79H25ZM45 80V79H44ZM108 80V79H107ZM106 80V81H107ZM116 80V79H114ZM122 80V79H121ZM120 80V81H121ZM147 80V79H146ZM145 80V81H146ZM173 80V81H172ZM196 80V79H195ZM20 81V80H19ZM136 81V80H135ZM177 81V80H176ZM181 81V80H180ZM198 81V80H196ZM24 82V81H23ZM27 82V81H26ZM129 82H133L132 80ZM36 83V82H35ZM99 83V82H98ZM107 83V82H105ZM104 83V84H105ZM112 83V82H111ZM115 83V82H114ZM123 83V82H121ZM126 83V82H125ZM138 83V82H137ZM140 83V82H139ZM145 83V82H144ZM16 84V83H15ZM26 84V83H25ZM31 84V83H30ZM38 84V83H36ZM127 84L129 85V83L127 82ZM189 84V83H188ZM194 84V83H193ZM197 84V83H196ZM204 85L205 87L203 88H208L212 90V94H216L217 98V102L213 101L211 98L209 99V97H207L205 94L207 91L206 89H199L198 86ZM27 85V84H26ZM29 85V83H28ZM101 85V83H100ZM107 85V84H106ZM132 88H130L131 90L133 88H137V86L133 87V84L131 83ZM135 85V82H134ZM137 85V84H136ZM141 85H143V81L140 83V87ZM147 85V84H146ZM145 86V88L148 86ZM149 85V86H150ZM179 85V83H178ZM21 85H18V88ZM24 86V85H23ZM37 86V85H36ZM103 86V85H102ZM101 86V87H102ZM120 85H117V87ZM126 86V85H125ZM142 86V88L144 87ZM157 86V87H156ZM165 86V87H166ZM179 86H183V84L179 85ZM196 86V85H195ZM42 87V86H39ZM115 87V88H117ZM140 87L138 88V90L140 89ZM22 88V87H21ZM30 88V87H29ZM121 88V87H120ZM118 88V92H120L121 90V96H123L124 101H130L129 99H131L132 96L136 94L132 93L131 90L129 91L132 93L131 97L129 98L128 92L126 91H122V88L120 89ZM125 88V87H124ZM141 88V89H142ZM149 88V87H148ZM186 88V87H184ZM20 89V88H19ZM102 89V88H101ZM109 89V88H108ZM150 89H152V87L150 86ZM159 89V88H158ZM158 89H156L158 91ZM161 89H165L164 87L161 86ZM182 89V88H180ZM25 90L26 87H25ZM40 90V89H39ZM129 90V89H128ZM135 90V89H134ZM132 90V91H134ZM137 90V92L139 93V91ZM144 90V88H143ZM155 90V91H156ZM173 90V91H172ZM205 90V91H204ZM34 91V90H33ZM136 91V90H135ZM134 91V92H135ZM148 91V90H147ZM153 91V90H152ZM152 91H150V94L152 93ZM156 91V92H157ZM160 91V90H159ZM158 91V92H159ZM161 91V92H162ZM166 91V92H164ZM176 92V96H174V98L172 99L170 94L172 95L173 92ZM188 91V92H189ZM215 91V92H214ZM38 92V91H37ZM113 92V91H111ZM110 92V93H111ZM126 92V93H125ZM136 92V93H137ZM145 93L143 94H147L146 91H144ZM157 92V93H158ZM210 92V91H209ZM214 92V93H213ZM34 93H36L34 91ZM40 93V92H39ZM137 93V95H138ZM178 93V95H177ZM185 93V92H184ZM38 94V93H37ZM118 94V93H117ZM120 94V93H119ZM134 94V95H133ZM153 94V93H152ZM156 94V93H154ZM214 94V95H215ZM35 95V94H33ZM111 95V94H110ZM113 95V94H112ZM158 95V96H160ZM175 95V93L173 94ZM172 95V96H173ZM118 96V95H117ZM140 96H142L140 94ZM144 96V95H143ZM146 96V95H145ZM145 96L143 98H145ZM147 96H149V93L147 94ZM152 96V95H151ZM155 96V95H154ZM157 96V97H158ZM170 96V97H169ZM208 96H210L208 94ZM60 97V96H59ZM156 97V98H157ZM122 98V97H121ZM155 98V99H156ZM167 98V100H166ZM69 99V100H70ZM109 99V100H108ZM119 99V98H118ZM149 100V98H147ZM214 99V98H213ZM216 99V98H215ZM214 99V100H215ZM67 100V99H66ZM122 100V99H121ZM132 102L134 100V97L131 99ZM136 100V99H135ZM134 100V101H135ZM154 100V99H152ZM194 100V101H195ZM71 101V100H70ZM147 101V100H146ZM151 101V99H150ZM158 101L155 100V102ZM195 101V102H196ZM120 102V101H119ZM131 102V104H132ZM154 101H152L151 103H154ZM191 102V101H190ZM220 106L227 108V111L229 110L228 113H222L223 108L219 109L218 105L216 106V103ZM116 103V102H115ZM126 103V102H125ZM128 103V102H127ZM134 103V102H133ZM118 104V103H117ZM122 104H124L122 102ZM137 104V102H136ZM157 104V103H156ZM119 105V104H118ZM134 107H136L135 103L133 104ZM161 105V103H160ZM158 104V106H160ZM175 105H179V109L175 106ZM138 106V105H137ZM163 106V104L161 105ZM192 106V105H191ZM117 107V106H115ZM124 107V106H123ZM133 107V108H134ZM139 107V106H138ZM137 107V108H138ZM154 107V105H153ZM131 108V107H130ZM143 108V107H142ZM147 108V107H146ZM146 108H144L146 110ZM182 110H181V109ZM191 108V107H190ZM193 108H197V106H194ZM217 108L221 111H218ZM79 109V108H78ZM140 110H142L141 108H138ZM137 109V110H138ZM143 109V110H144ZM155 109L157 108H153V112H155V116H156V111ZM162 108H158V111L161 112ZM39 110V109H38ZM119 110V109H118ZM152 110V108H151ZM189 110V111H188ZM194 110V109H193ZM192 110V111H193ZM51 111V110H50ZM57 111V110H56ZM121 111V110H120ZM119 111V113H120ZM148 111V110H147ZM191 111V112H192ZM143 112V111H142ZM149 112V111H148ZM180 114V115H178ZM56 113V112H55ZM137 113V112H136ZM143 113H146L143 112ZM165 113V114H166ZM184 113H186L185 115L187 116V114L189 113L190 116H185ZM68 114V113H67ZM121 114V113H120ZM148 114V113H147ZM153 115V118L155 119ZM157 113V116H159ZM163 114V113H162ZM165 114L163 115L165 117ZM166 115L167 117H169V115ZM201 114H204V117H206V119H208L210 121V125L213 126L212 128L216 131L219 132L222 136L221 141L220 139H216L213 138V134L215 133L214 130L212 129V131L214 132H210L213 133L211 134L210 132L208 133L206 129H197V133L194 134V132L192 131V133H188L186 131V129H182V124L183 125H189L190 123H188L187 120H191L190 118H193L191 121L193 122V120L195 121V124L201 122L202 120H204L203 118H199L201 116ZM36 115V114H35ZM59 115V114H58ZM149 115V114H148ZM151 115V112H150ZM206 115V116H205ZM34 116V115H33ZM61 116V115H60ZM65 116V115H64ZM67 116V115H66ZM144 116V115H142ZM183 116V117H182ZM187 118H185V117ZM194 116V117H192ZM58 117V116H57ZM63 117V116H62ZM161 117V115L159 116ZM163 117V118H164ZM190 117V118H189ZM49 118V116H48ZM59 118V117H58ZM64 118V117H63ZM62 118V119H63ZM66 118V117H65ZM74 118V117H73ZM144 118V117H143ZM151 118V116H150ZM158 118V117H157ZM162 118V119H163ZM166 118V117H165ZM165 118L163 119V121H165ZM170 118V117H169ZM172 118V117H171ZM61 119V118H60ZM82 119V118H81ZM147 119V116L145 115V118ZM161 119V118H160ZM161 119V120H162ZM174 119H177L174 117ZM173 119V120H174ZM199 119H202L201 121ZM205 119V120H206ZM57 120V119H56ZM159 120V119H158ZM159 123H161L162 125H164V123L158 121ZM166 120L168 121L169 119L166 118ZM204 120V121H205ZM206 120V121H208ZM61 121V120H60ZM87 121V120H86ZM85 121V122H86ZM166 121V122H167ZM176 121V120H174ZM178 121V120H177ZM199 121V122H197ZM165 122V124H166ZM190 122V121H189ZM191 122V124H192ZM197 122V123H196ZM53 124V123H52ZM81 124V123H80ZM160 124V126H161ZM169 125V121L167 123ZM170 124V125H171ZM177 124V125H178ZM194 124V125H195ZM208 124V125H209ZM76 125V124H75ZM79 125V124H78ZM168 127H171L170 125ZM181 125V126H180ZM193 125V127H194ZM199 125V124H198ZM206 125V124H205ZM209 125V126H210ZM84 126V125H83ZM86 126V125H85ZM133 126V125H132ZM143 126V125H142ZM141 126V128H142ZM159 126V125H157ZM159 126V127H160ZM163 127V126H162ZM160 127V128H162ZM166 127H164L165 129H167ZM187 127V126H185ZM189 127V126H188ZM187 127V128H188ZM195 127H198L197 125H195ZM208 127V126H207ZM206 127V128H207ZM75 128V127H74ZM87 127H84V129ZM134 128V127H133ZM181 128V129H179ZM192 128V126H191ZM96 129V128H94ZM93 129V130H94ZM96 129V130H97ZM170 129V128H168ZM74 130V129H73ZM92 130V132H93ZM138 130V129H136ZM140 130V129H139ZM142 130V132H143ZM189 130V128L187 129ZM206 130V131H204ZM90 131V129L88 130ZM98 131V130H97ZM96 132V131H95ZM101 132V131H99ZM97 132V133H99ZM105 132V134H106ZM171 132V131H170ZM190 132V131H189ZM90 133V132H89ZM104 133V132H103ZM172 133V132H171ZM169 133V135L171 134ZM93 134V133H91ZM90 134V135H91ZM154 134V133H153ZM157 134V133H156ZM193 134V135H192ZM97 135V134H96ZM100 135V134H99ZM98 135V136H99ZM107 135V134H106ZM109 135V136H110ZM155 135V134H154ZM173 135V133H172ZM171 135V136H172ZM139 136V135H138ZM217 136H219V134H217ZM88 137V136H87ZM107 136H105V140L108 138H106ZM156 137V136H155ZM176 137V138H177ZM216 137V135H215ZM100 138V136H99ZM142 138V137H141ZM103 139V138H102ZM102 139H99L101 141V143L103 142ZM109 139V138H108ZM113 139V140H114ZM159 139V138H158ZM223 139V140H222ZM162 140V139H161ZM175 140V139H174ZM179 141V139H177ZM98 141V140H97ZM99 141V142H100ZM4 142V141H3ZM105 142H109V141H105ZM172 142H174L172 140ZM176 142V141H175ZM11 143V142H10ZM104 143V142H103ZM111 143V142H110ZM105 144V143H104ZM112 144V143H111ZM200 144L204 145L205 150H200L199 147ZM102 145V144H99ZM159 145V144H158ZM110 146V144H109ZM178 146V145H177ZM4 147V146H3ZM137 148V152L133 151V148ZM170 147V146H169ZM175 147V145H174ZM139 148V149H138ZM177 148V147H176ZM11 149V148H10ZM142 149V151L140 150ZM162 149V148H161ZM172 149V148H171ZM175 149V148H174ZM185 149V150H186ZM187 149V150H188ZM102 150V149H101ZM108 150V149H107ZM103 149L101 151L102 155H109L108 151ZM138 150L141 151L138 153ZM180 150V149H179ZM36 151V150H35ZM100 151V150H99ZM159 151V149H158ZM191 151H189L191 153ZM96 152V151H94ZM157 152V151H156ZM164 152V151H163ZM168 152V151H167ZM188 152V154H189ZM57 153V152H56ZM172 153V152H171ZM154 154V155H153ZM164 154V153H163ZM64 154H61V156ZM96 156V154H94ZM98 155V154H97ZM165 155V154H164ZM182 155V154H181ZM180 155V156H181ZM192 155V154H190ZM199 155V156H198ZM60 156V155H59ZM154 156L156 157V159L154 158ZM64 157V156H63ZM162 158L164 156H161ZM160 157V158H161ZM166 157V156H165ZM172 157V156H171ZM176 157V156H175ZM186 160L185 158L182 159L183 163L186 166V170H188V172H193L191 171L192 169H194L196 164H191L193 163V161L195 160H190L191 158H193V156H190L191 158L189 159V156L187 155ZM104 158V157H103ZM179 158V157H178ZM111 159V157H110ZM188 159V160H187ZM53 160V159H52ZM98 160V159H97ZM105 160V159H102ZM107 160V158H106ZM105 160V162H106ZM174 160V159H173ZM178 160V159H177ZM175 160V162L177 161ZM26 161V160H25ZM45 161V160H44ZM111 161V160H110ZM192 161V162H191ZM196 161H200V159H196L194 162ZM52 162V161H51ZM180 162V161H179ZM182 163V162H181ZM197 163V162H196ZM44 164V163H43ZM47 164V163H46ZM51 164V163H50ZM178 164V163H177ZM201 164L198 163V165ZM109 165V164H108ZM194 165V167H193ZM38 166V165H37ZM43 166V165H40ZM6 167V166H5ZM34 167V166H33ZM199 167H201V165H199ZM208 167V168H209ZM32 168V167H30ZM39 168V166H38ZM163 168H164V164H163ZM169 168V167H168ZM203 168V167H202ZM35 169V168H34ZM107 169V168H106ZM196 169V168H195ZM201 169V168H200ZM206 169V168H205ZM204 169V171H205ZM31 170V169H29ZM41 170V169H40ZM207 170V169H206ZM209 170V171H208ZM207 172H211L210 169H208ZM2 171V170H1ZM35 171V170H34ZM195 171V170H194ZM7 172V171H5ZM10 172V171H9ZM26 172V171H25ZM28 172V171H27ZM49 172V171H48ZM117 172V171H116ZM167 172V171H166ZM170 172V171H168ZM196 172V171H195ZM206 172V171H205ZM23 173V172H22ZM41 173V171H40ZM162 173V174H161ZM185 173V171H184ZM9 174V173H8ZM31 174V173H30ZM29 174V176H31ZM49 174V173H48ZM55 174V173H54ZM71 174V172H70ZM91 174V173H90ZM121 174V173H120ZM168 174V173H167ZM187 174V173H186ZM210 173L207 174V176ZM212 174H210V176H213ZM19 175V174H18ZM36 175V173H35ZM83 175V174H82ZM93 175V174H92ZM119 175V174H118ZM43 177V175H41ZM59 176V174H58ZM71 176V175H70ZM70 176L68 177L70 179ZM197 176V175H196ZM206 176V178H207ZM210 176H208L209 180H212V178H210ZM33 177V175H32ZM46 176H44L45 179ZM120 177V176H119ZM188 177V176H187ZM215 179V176H213ZM29 178V177H28ZM37 178V177H36ZM53 178V177H51ZM2 179V178H1ZM38 179V178H37ZM42 179V178H41ZM43 179V181H44ZM50 179V178H48ZM63 179V178H62ZM73 179V178H72ZM80 179V177H79ZM199 179V178H198ZM56 181V179H54ZM78 180V179H77ZM111 180V179H110ZM187 180V179H186ZM217 180V179H216ZM6 181V180H5ZM16 181V180H15ZM58 181V180H57ZM56 181V182H57ZM66 181V180H65ZM87 181H89L87 179ZM180 181V180H179ZM203 181V180H202ZM205 181V179H204ZM45 182V181H44ZM51 182V181H50ZM54 182V181H53ZM70 182V181H69ZM75 182V181H74ZM79 183V180L77 181ZM76 182V183H77ZM83 182V181H81ZM122 182V181H121ZM182 182V181H180ZM211 182V181H210ZM208 182V183H210ZM21 183V182H20ZM43 183V182H42ZM71 183V182H70ZM69 183V185H70ZM85 183V181H84ZM175 183V182H174ZM194 182H192V184L190 186H192L193 188H191V190L196 193L197 192V196L201 195V199H199V201L194 200V206H199L200 209L203 205V207H206V205L208 204H214V201L212 198H209L210 196L213 197L212 195H207L208 192L210 193V191L212 192V189L210 190L207 189V187L204 186V190L207 189L206 191L203 190V185H200V183L197 184H193ZM204 183V182H203ZM214 183V182H211ZM22 184V183H21ZM37 184V183H36ZM41 184V183H40ZM45 184V183H44ZM60 184V183H59ZM72 184V183H71ZM81 183H79L80 185ZM130 184V185H131ZM178 184V183H177ZM207 184V183H206ZM12 185V184H11ZM114 185V184H113ZM122 185V184H121ZM129 185V188L132 187ZM179 185V184H178ZM200 185V186H199ZM10 186V185H9ZM76 186V185H75ZM123 186V185H122ZM202 186V187H201ZM212 186V185H210ZM215 186V184H214ZM220 186H218L220 188ZM30 187V186H29ZM65 187V186H64ZM73 187V186H71ZM69 187V188H71ZM174 187V188H173ZM178 187V186H177ZM52 188V187H51ZM61 188V187H60ZM116 188V187H115ZM127 188V187H126ZM133 188V189H135ZM190 188V187H189ZM225 188V189H224ZM188 189V188H187ZM228 189V190H226ZM38 190V189H37ZM69 190V189H68ZM89 190V189H88ZM119 190V189H118ZM131 190V189H129ZM183 190V189H181ZM190 190V189H189ZM190 190V191H191ZM19 191V190H18ZM22 191V189H21ZM24 191V190H23ZM71 191V190H70ZM120 191V190H119ZM133 191V190H131ZM130 191V192H131ZM154 191V192H153ZM216 191V190H215ZM219 191V189L217 190V192ZM64 192V191H63ZM105 192V191H104ZM136 192V190H135ZM191 192V193H194ZM199 192V193H198ZM228 192V193H227ZM8 193V192H7ZM134 193V192H133ZM137 193V192H136ZM139 193V195H140ZM180 193L183 195V197H181L182 195H180ZM194 193V194H195ZM207 193V194H206ZM96 194V193H95ZM199 194V195H198ZM211 194V193H210ZM222 194V190L220 192V197ZM29 195V194H28ZM42 195V194H41ZM118 196V195H117ZM141 196V195H140ZM143 196V197H144ZM196 196V198H197ZM218 196V197H219ZM41 196L39 195V198ZM217 197V196H216ZM214 197V198H216ZM222 197V198H223ZM35 198V197H34ZM59 198H63V197H59ZM66 198V197H65ZM140 198V197H139ZM192 198V197H191ZM199 198V197H198ZM221 198V199H222ZM4 199V198H3ZM32 199V198H31ZM36 199V198H35ZM69 199V198H66ZM93 199V198H92ZM104 199V198H103ZM184 199V200H183ZM218 199V198H217ZM217 199H214L216 202L218 201ZM20 200V198L18 199ZM37 200V199H36ZM39 200V199H38ZM64 200V199H63ZM62 200V201H63ZM122 200V199H121ZM148 200V199H147ZM210 200L211 203H210ZM32 201V200H31ZM40 201V200H39ZM47 201V200H46ZM74 201V200H72ZM187 201V199H186ZM10 202V201H9ZM35 202V201H34ZM42 202V201H41ZM59 202V201H58ZM119 202V201H118ZM127 202V201H126ZM190 202V201H189ZM203 202H205V204H202ZM215 202V203H216ZM27 203V201H26ZM71 203V202H70ZM73 203V202H72ZM78 203V202H77ZM98 203V202H97ZM134 203V202H133ZM141 203V202H140ZM208 203V204H206ZM218 203V202H217ZM19 204V201L18 203ZM58 204V203H57ZM124 204V203H123ZM192 204V203H191ZM202 204V206H201ZM32 205V204H31ZM43 205V203H42ZM41 205V206H42ZM56 205V204H55ZM78 205V204H76ZM84 205V204H83ZM128 205V204H127ZM139 205V204H138ZM151 205V204H150ZM230 205V204H229ZM27 206V205H25ZM44 206V205H43ZM74 206V205H73ZM81 206V205H80ZM126 206V205H125ZM147 206V205H146ZM193 206V205H192ZM5 207V206H4ZM22 207V206H21ZM59 207V206H58ZM61 207L65 208H70L71 205L69 204H61V206L59 207V210L61 211ZM118 207V206H117ZM138 207V206H137ZM156 207V206H155ZM52 208V207H51ZM55 208V207H54ZM93 208V213L95 214L94 216H99V217H103L106 218L105 220L109 221L111 220L112 222L115 221L117 224H129L132 223V219L133 218H139V217H150V215L154 212L153 210L147 209L146 208H142V210H140L141 208H139V210H135L132 206L129 205L128 209L124 210V213H116L114 214V208L113 205H106L103 204L100 200L99 205H95V207ZM157 208V207H156ZM207 208V207H206ZM17 209V208H15ZM56 209V208H55ZM80 209V208H79ZM88 209V207H87ZM121 209V208H120ZM162 209V208H161ZM209 209V208H208ZM232 209V210H233ZM44 210V209H43ZM51 210V209H50ZM69 210V209H68ZM72 209H70L69 211H71ZM119 210V209H118ZM19 211V210H18ZM49 211V210H48ZM67 211V210H66ZM83 211H85L83 209ZM153 211V212H152ZM16 212V211H15ZM53 212V211H52ZM88 212V211H87ZM158 212V211H157ZM205 212V211H204ZM14 213V211H13ZM50 213V212H49ZM54 213V212H53ZM74 213V212H73ZM81 213V212H80ZM155 213V212H154ZM153 213V214H154ZM163 213H159L161 214L160 216H163ZM192 213V214H191ZM71 214V213H70ZM84 214V213H83ZM158 214V213H157ZM216 215V213H214ZM220 214V216H222L223 218V214L221 213H217V215ZM232 214V213H231ZM57 215H59L57 213ZM76 214H74L75 217ZM89 215V214H88ZM207 215V213H206ZM37 216V215H36ZM56 216V215H55ZM63 216V215H62ZM68 216V214H67ZM92 216V215H91ZM23 217V216H22ZM32 217V216H31ZM50 216H48L49 218ZM85 217V216H84ZM226 217V216H225ZM24 218V217H23ZM46 218V217H44ZM79 218V217H78ZM77 218V219H78ZM86 218V217H85ZM84 218V219H85ZM88 218V217H87ZM155 218V217H154ZM164 218V217H162ZM227 218V217H226ZM225 218V219H226ZM233 218V217H232ZM69 219V218H68ZM72 219V218H70ZM69 219V220H70ZM148 219V218H147ZM152 219V218H151ZM199 219V218H198ZM224 219V218H223ZM231 219V218H230ZM12 220V219H11ZM31 220V219H30ZM39 220V219H38ZM160 220V218H159ZM164 220V219H163ZM204 220V219H203ZM208 220V219H207ZM239 220V221H238ZM9 221V220H8ZM22 221V220H21ZM36 221V220H35ZM73 221V220H72ZM71 221V222H72ZM77 221V220H76ZM80 221V220H79ZM85 221V220H84ZM205 221V220H204ZM203 221V222H204ZM228 221V220H226ZM232 221V220H231ZM229 222V225H231L230 223H234V222ZM45 222V221H44ZM206 222V221H205ZM225 222V223H223ZM11 223V222H10ZM27 223V222H26ZM60 223V222H59ZM74 223V222H73ZM72 223V224H73ZM137 223V222H136ZM142 223V222H141ZM207 223V222H206ZM47 224V223H46ZM58 224V223H57ZM54 225V224H53ZM98 225V224H97ZM139 225V224H138ZM234 225V224H232ZM239 225V224H238ZM242 225V224H241ZM159 226V227H158ZM161 226V227H162ZM74 227V226H73ZM80 227V226H79ZM168 227V228H167ZM38 229V228H37ZM88 229V228H87ZM160 229V228H159ZM158 229V230H159ZM157 230V231H158ZM162 230V228H161ZM159 231L162 233V231ZM61 231V230H60ZM109 231V230H108ZM181 232L185 231L184 235L180 234ZM33 232V231H32ZM153 232V231H152ZM112 233V232H111ZM121 234V233H120ZM183 234V233H182ZM56 235V234H55ZM86 235V234H85ZM89 235V234H88ZM71 236V235H70ZM136 236V235H135ZM162 236V234H161ZM138 237V236H137ZM167 237V236H166ZM165 237V238H166ZM167 237V238H168ZM76 238V237H75ZM156 238V237H155ZM186 238V236L184 237ZM188 238V236H187ZM3 239V238H2ZM51 239V238H50ZM38 240V239H37ZM80 240V239H79ZM182 240V241H181ZM71 241V240H70ZM73 241V240H72ZM82 241V240H81ZM190 241V240H189ZM185 241H183L182 244H184ZM105 243V242H104ZM181 244V243H179ZM191 246V243H189ZM62 245V244H61ZM162 245V244H161ZM187 245V243H186ZM193 245V244H192ZM4 246V245H3ZM8 246V245H7ZM32 246V245H31ZM49 246V245H48ZM64 246V245H63ZM71 246V245H70ZM148 246V245H147ZM20 248V247H19ZM24 248V247H23ZM115 248V247H114ZM160 248V247H159ZM57 249V248H56ZM163 249V248H162ZM170 249V248H169ZM195 249V248H194ZM44 250V249H42ZM191 250V249H190ZM197 250V248H196ZM195 250V251H196ZM202 250V249H201ZM207 250V252H206ZM25 251V250H24ZM48 251V249H47ZM183 251V250H181ZM192 251V250H191ZM101 252V251H100ZM185 252V251H184ZM5 253V252H4ZM23 253V251L21 252ZM49 253V252H48ZM178 253V252H177ZM202 253V252H201ZM3 254V253H2ZM189 254V253H188ZM187 254V255H188ZM21 255V254H20ZM56 255V254H55ZM90 255V254H89ZM44 256V255H43ZM64 256V255H63ZM62 256V257H63ZM97 256V255H96ZM185 257V256H184ZM18 258V257H17ZM47 258V257H46ZM187 258V257H186ZM4 259V258H3ZM41 259V257H40ZM111 259V258H110ZM182 259V258H181ZM200 259V258H198ZM18 260V259H17ZM38 260V258H37ZM48 260V259H47ZM61 260V259H60ZM140 260V259H139ZM154 260V259H153ZM164 260V259H163ZM176 260V259H175ZM205 260H210L209 258L205 259ZM27 261V260H26ZM62 261V260H61ZM70 261V260H69ZM161 261V260H160ZM10 262V261H8ZM39 262V261H38ZM55 262V261H54ZM123 262V261H122ZM142 262V261H141ZM155 262V261H154ZM168 262V261H167ZM211 262V261H210ZM31 263V262H30ZM44 263V262H43ZM57 263V262H56ZM107 263V262H106ZM103 263V264H106ZM184 263V262H183ZM209 263V262H208ZM212 263V264H213ZM11 264V263H10ZM13 264V263H12ZM34 264V263H33ZM40 264V263H38ZM45 264V263H44ZM187 264V263H186ZM210 264V263H209Z\"/></svg>","mask_w":264,"mask_h":264}]
</instances>
